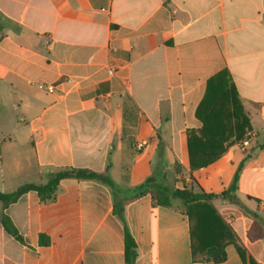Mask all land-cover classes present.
<instances>
[{
    "label": "crops",
    "instance_id": "obj_1",
    "mask_svg": "<svg viewBox=\"0 0 264 264\" xmlns=\"http://www.w3.org/2000/svg\"><path fill=\"white\" fill-rule=\"evenodd\" d=\"M0 21V191L81 167L107 169L119 191L149 180L219 194L251 152L235 192L242 206L212 203L264 264V0H0ZM220 71L252 128L190 170L186 133L201 127L196 109ZM1 211L23 241L0 223V264H125L123 225L103 183L63 178L55 200L29 190ZM254 213L263 235L250 240ZM123 215L134 264H244L231 243L223 261H194L178 199L158 205L147 192L124 201Z\"/></svg>",
    "mask_w": 264,
    "mask_h": 264
},
{
    "label": "trees",
    "instance_id": "obj_2",
    "mask_svg": "<svg viewBox=\"0 0 264 264\" xmlns=\"http://www.w3.org/2000/svg\"><path fill=\"white\" fill-rule=\"evenodd\" d=\"M2 26L3 23L0 21V29ZM195 115L202 124L199 129L189 130L186 133V158L190 170L204 167L219 158L229 144L246 137L252 128L249 117L243 110L236 87L230 81L226 71H220L208 79L205 95ZM251 156V152L245 153L230 185L219 194L207 193L200 188L194 190L187 188L186 185L173 189L149 180L119 191L107 169L104 172H98L88 168L64 167L47 172L45 183H23L13 191H0V202L2 208H5L29 190L36 191L42 202L53 201L56 198L59 181L63 178L91 179L103 183L111 190L114 214L123 225L125 264H134L137 256L136 243L124 219V201L150 192L155 204L171 205L173 200L178 199L185 206L189 219L191 252L194 261H223L225 246L231 243L235 246L244 264H257L251 255H247L246 248L212 203L214 197L220 196L230 203L241 205L235 193L239 172ZM254 215L255 219L248 230L250 240L263 235L262 225L257 215L255 213ZM0 223L7 233L19 242L23 241L10 217L2 211L0 212Z\"/></svg>",
    "mask_w": 264,
    "mask_h": 264
},
{
    "label": "built area",
    "instance_id": "obj_3",
    "mask_svg": "<svg viewBox=\"0 0 264 264\" xmlns=\"http://www.w3.org/2000/svg\"><path fill=\"white\" fill-rule=\"evenodd\" d=\"M46 42L48 43V41H46ZM110 72H112V71L110 70ZM39 86L41 88H44L47 92H53L54 91V85H52V84H43V85H39ZM250 140H251V137H247V138L243 139L241 142V147L245 148L246 146H248L250 143ZM141 145H142L141 142L138 143V146H141Z\"/></svg>",
    "mask_w": 264,
    "mask_h": 264
},
{
    "label": "rangeland",
    "instance_id": "obj_4",
    "mask_svg": "<svg viewBox=\"0 0 264 264\" xmlns=\"http://www.w3.org/2000/svg\"><path fill=\"white\" fill-rule=\"evenodd\" d=\"M0 107L2 108V111L0 114V125H2V123H3V125L5 126V102H2L1 99H0ZM252 144H251V146H252ZM251 146L249 145L247 149H250Z\"/></svg>",
    "mask_w": 264,
    "mask_h": 264
}]
</instances>
